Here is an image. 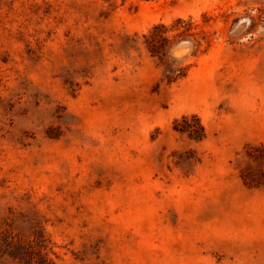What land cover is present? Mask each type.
<instances>
[{"label": "rangeland", "instance_id": "374dc122", "mask_svg": "<svg viewBox=\"0 0 264 264\" xmlns=\"http://www.w3.org/2000/svg\"><path fill=\"white\" fill-rule=\"evenodd\" d=\"M0 264H264V0H0Z\"/></svg>", "mask_w": 264, "mask_h": 264}, {"label": "trees", "instance_id": "16d2710c", "mask_svg": "<svg viewBox=\"0 0 264 264\" xmlns=\"http://www.w3.org/2000/svg\"><path fill=\"white\" fill-rule=\"evenodd\" d=\"M180 21V20H179ZM153 32H154V30L151 32V34L150 35H148V36H144V38H145V43H146V46H147V49L148 50H151V48H152V40H153ZM162 36L164 37V32L162 33ZM162 36H161V38H162ZM184 76V74H182L181 75V77H183ZM184 120H186V118H184ZM180 131H182V132H188L189 134H191V135H193V129H192V127L190 126V125H188L187 123L185 124V126H183L181 129H180Z\"/></svg>", "mask_w": 264, "mask_h": 264}]
</instances>
